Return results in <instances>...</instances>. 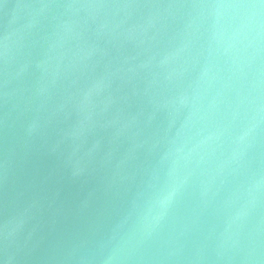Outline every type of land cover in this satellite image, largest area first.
<instances>
[{
	"label": "water",
	"instance_id": "water-1",
	"mask_svg": "<svg viewBox=\"0 0 264 264\" xmlns=\"http://www.w3.org/2000/svg\"><path fill=\"white\" fill-rule=\"evenodd\" d=\"M0 264H264V0H0Z\"/></svg>",
	"mask_w": 264,
	"mask_h": 264
}]
</instances>
